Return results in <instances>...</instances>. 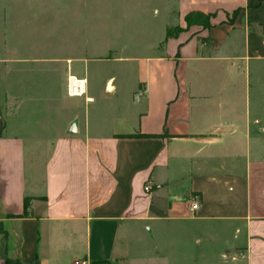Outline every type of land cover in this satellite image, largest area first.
<instances>
[{"label":"crops","instance_id":"0c3cea01","mask_svg":"<svg viewBox=\"0 0 264 264\" xmlns=\"http://www.w3.org/2000/svg\"><path fill=\"white\" fill-rule=\"evenodd\" d=\"M8 16L0 264H264V0H178L180 30L136 60L139 98L92 111L86 84L67 92L88 47L26 50ZM114 91L108 79L98 97Z\"/></svg>","mask_w":264,"mask_h":264},{"label":"rangeland","instance_id":"374dc122","mask_svg":"<svg viewBox=\"0 0 264 264\" xmlns=\"http://www.w3.org/2000/svg\"><path fill=\"white\" fill-rule=\"evenodd\" d=\"M177 2L0 0V32L4 11L9 15L5 28L10 29L11 38H22L26 50L40 44L48 51L71 54L88 47L90 54L80 68L87 79V94L96 99L88 102L92 111L102 103L120 102L117 97L129 102L139 98L137 81L146 76L139 64L146 63L136 60L152 55L151 46L162 39L165 26L172 34L176 32ZM108 79L115 85L114 96L102 102L98 95Z\"/></svg>","mask_w":264,"mask_h":264},{"label":"built area","instance_id":"2783aa9c","mask_svg":"<svg viewBox=\"0 0 264 264\" xmlns=\"http://www.w3.org/2000/svg\"><path fill=\"white\" fill-rule=\"evenodd\" d=\"M86 79L85 78H78L73 74H69L67 76V92L71 96H78L85 94L86 88ZM90 99V98H89ZM151 189L150 182H146L144 185V190L149 191ZM190 208L192 211H196L199 208V200L197 196L192 198ZM232 259L236 258H244L243 252H236L231 256ZM74 264H88L85 260H75Z\"/></svg>","mask_w":264,"mask_h":264},{"label":"trees","instance_id":"16d2710c","mask_svg":"<svg viewBox=\"0 0 264 264\" xmlns=\"http://www.w3.org/2000/svg\"><path fill=\"white\" fill-rule=\"evenodd\" d=\"M200 18V20H196L195 18ZM185 21L187 25L193 24V23H200L203 27H207L209 26L210 22H209V15H205L201 12H190L188 14L185 15ZM180 30L179 27L176 28V32H178ZM172 33L170 32V30H166V36H171ZM126 137H136L138 135L136 134H129V135H124ZM28 205H29V200L28 198H25L24 200V207H25V213L28 212ZM3 264H9V260L5 259V262ZM91 264H104L101 261H96V262H92Z\"/></svg>","mask_w":264,"mask_h":264}]
</instances>
